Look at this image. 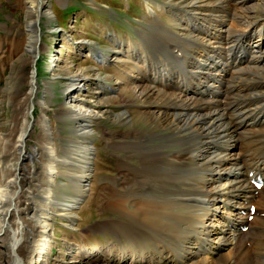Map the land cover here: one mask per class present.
Wrapping results in <instances>:
<instances>
[{"label": "bare ground", "instance_id": "6f19581e", "mask_svg": "<svg viewBox=\"0 0 264 264\" xmlns=\"http://www.w3.org/2000/svg\"><path fill=\"white\" fill-rule=\"evenodd\" d=\"M186 1L187 5H179L177 9L179 33L175 34L171 29L167 30L177 37L178 41L191 43L194 45L193 48L201 47L200 50L198 49L199 52L189 50L191 56L196 57L197 53L201 54V51H204L210 60L204 67L208 71L205 73L206 80L196 79L198 85L191 82V79H195L194 77L187 81L182 80L181 74L188 70L186 60L176 61L175 67L178 70L174 74L172 71H162L154 76V80H149L152 84L158 81L162 85L174 75L177 79L176 88L180 90L179 95L176 94V99L168 96L166 97L168 101L159 102L155 97L157 87L150 84L149 87H145L147 84L144 85L138 81L140 76H144L141 74L145 71L144 69L149 71V68H144L142 63L151 59L149 55L151 50L147 52L146 41L143 40L145 34L140 35L143 38H141L143 47L119 46L112 54L95 55L101 63L103 61L118 63L119 60L124 62L123 58L127 57L135 61L136 64L128 67V73L124 72L115 79L112 88L123 95V101L127 102L125 104L131 107L135 104L137 113L144 117L149 125L142 130L135 128L126 131L129 133L128 137L134 138L135 141L117 142L120 143L119 147H123L122 149L130 153L127 158L126 156L118 158L124 174L123 177H115L117 184V190H115L119 201L117 206L125 210L124 214L135 216L143 213L147 218H152L151 221L154 224L153 226L144 225L147 229L138 232V236H128L127 244L117 242L115 246L121 248L122 258H125L124 264H264V259H260L261 253L264 252V184L259 188L254 184V181L258 179L264 181V105L255 104L256 106L252 108V95L250 93L242 95L237 98L238 101L233 102V107L239 113L244 110L241 116L238 114V118L244 114L254 113V117L250 120L252 122L242 119L234 123L233 119L237 114L229 112L226 105L225 112L227 111L226 113L230 116L226 113L221 115L215 111L220 121L211 122V124L200 123L199 115L179 112L176 108L181 105L189 106V102H204L207 106L214 103L217 106H223L226 98H229L234 91L231 89L232 86L226 88L230 80L229 76L233 74L232 71L240 72L246 69L245 71L253 72L264 68V44L261 45L264 38L260 36L261 41H259L252 36L255 26L258 25L261 28L257 35L264 33V17L254 25H248V16L244 17L246 20L243 19V13H245L243 8L250 10L248 4L251 2L254 3V8L255 6L260 8L258 5L262 1L237 0L234 5L233 10L238 6L241 7L236 20L231 19L232 23L237 22L236 30L240 31V36L244 38L239 44L230 43L232 38L230 33L216 37L218 40L215 44L209 36L214 32L226 31L223 30L225 18L217 19L218 24L203 22L202 24L208 29L200 27L194 22L200 18L198 14L200 12H191L188 8L194 1H200ZM49 2L50 0H40L38 3L32 0L31 7L35 12V21L28 24V30H33L35 34L30 35L27 40V51L32 60L36 59V55L44 44L41 42L36 26L42 15H48ZM201 3L206 7H210L211 4L214 7L221 6L218 4L220 2L216 4L214 0H202ZM173 4H175L173 7L177 5L175 2ZM185 9L187 10L184 12ZM263 10L264 8L261 9ZM262 14L264 12H260L259 17ZM191 15L193 17H190ZM254 16L255 13L252 14V18ZM155 19L156 21H152V24L159 32L163 28L160 22L162 20L157 15ZM240 25L242 27L238 29ZM257 54H260V59ZM243 62H247L249 66L242 68L240 65ZM257 62L258 64H255ZM124 63L127 64V62ZM150 64L154 69L152 63ZM260 64H262L261 67H259ZM132 71H134L133 76L130 77L129 73ZM22 77L25 78L24 73ZM29 78L32 80L29 90L23 91L22 84L14 88L13 94L16 93L20 100L17 102L18 107L15 106L12 127L9 131L0 133V252L4 250L2 248L4 234L9 236L11 242L7 246L10 254L3 255L0 264H9L7 259L16 264H50L48 255L53 246L49 233L53 227L51 221L55 219V215L61 213L69 220L75 221V215L71 212L72 208L86 196L91 186V175L94 169L92 155L96 148L89 142V137L96 131L93 128L94 122L104 116L107 111L98 106L102 103L100 98L92 102L80 101L82 99L75 95V86L82 84L81 87H85L89 80L86 79L87 74L84 72L74 73L66 77L67 83L63 91L65 95L74 91L76 104H72L69 98L65 99L56 111L57 116H63L62 118L72 122L73 134L67 136L58 133L55 131L56 125L53 118L47 113L50 101L46 95L43 98L37 95L41 88L37 82L35 61ZM20 79L22 83V78ZM252 81H256L258 87L264 88L263 75L253 76ZM45 84L44 92H52L48 82L45 81ZM98 84L105 93L104 82H98ZM235 90L239 91L238 94L244 91L241 86L235 87ZM259 95L264 96V92L260 89ZM136 100L139 105L136 104ZM37 105L41 108L39 117L34 115ZM201 106L204 108L205 105ZM132 113L133 115L135 113L132 109L122 112L126 116ZM224 117L229 121L221 122L226 121V119L223 120ZM35 124L40 127V132L35 138L38 144L33 151H28L26 150L28 138H33ZM161 129L164 131L170 129V132L165 134ZM142 136L146 140L142 141ZM155 139L159 140L158 142H165L153 143ZM170 144H178L179 150L173 151L169 148L170 151L165 152ZM39 145L42 146L38 147ZM146 147L149 148L146 150ZM35 157L42 166L43 174L36 173V166L29 163ZM136 157L139 163L134 165L130 159L133 160ZM143 171L147 174H143ZM60 175L65 176L68 182L59 181ZM34 176L39 179L44 178L45 188L42 191L43 196L37 206L38 209L35 207L32 210L31 202L17 199V195L24 182ZM122 178L125 180H121ZM69 191L73 195L69 194ZM56 193L69 201L59 200ZM127 199L132 201L133 210L126 206ZM253 206L256 207L254 213ZM252 214L253 218L250 221L249 216ZM173 218H180L179 222L187 225L185 226L187 235L181 240H176L162 231L163 226V230L168 231L171 226L176 225V222H170ZM246 226L248 228L244 232ZM117 248L112 247L111 252H115Z\"/></svg>", "mask_w": 264, "mask_h": 264}, {"label": "rangeland", "instance_id": "374dc122", "mask_svg": "<svg viewBox=\"0 0 264 264\" xmlns=\"http://www.w3.org/2000/svg\"><path fill=\"white\" fill-rule=\"evenodd\" d=\"M36 1L40 3V0H34V2ZM196 1L200 2H190L192 4H189L188 8L191 12H200L198 13L200 18H197L194 21L198 26L207 28L202 24L203 22H206L207 24L209 22L210 24H218L217 19L225 18L223 30L226 31H224V33H211L209 39L217 44L218 39L216 37L224 34L226 36V34L230 33V37H232L230 41L231 44H239L243 41L244 38L240 36V31L238 32V30H236L237 22H231L232 18H235L236 20L239 8H241L238 6L233 10L237 0H214V3L220 2L218 4L221 5L215 7L212 4L210 7H206L205 4L201 3L202 0ZM260 1H262L258 5L260 8H257L256 6L254 8L253 2L248 4L250 10L243 8L245 10V13H243V19L246 20L244 17H249L248 25L258 24L260 19L264 17V14L259 17L260 12H264V10L261 11V9L264 8V0ZM174 2L177 5L173 7V5H175L173 4ZM179 5H187V1L50 0L49 4H47L48 15H42L40 22H37L38 26H36L41 37V42L44 44L41 51L36 55V59L32 60L27 51V40L30 35L35 34L33 30H28V24H30V22L34 23L35 21V12L31 7L32 0H0V133L1 131H9L12 127V117L16 110L15 106L18 107L17 102L20 100V97H17L16 93L13 94V91L15 90L14 88L18 84H22L21 89H23V91L29 90L28 88L32 81L29 77L33 70L34 61L37 69V82L41 88L37 95L40 98H43V96L46 95L47 99L50 101L47 113L55 122L56 132L67 136L73 134L71 126L72 122L69 119L66 120V118H62L63 116H57L56 111L65 99L68 100L69 98L72 100V104H76L74 101V97L76 96H73L74 91L67 95H65L63 91L67 83L66 77L68 78V76H72L74 73L84 72V74H87L86 79L89 80L85 87H81L83 86L82 84H79L78 87L75 86V95L77 94L78 97L82 99L80 101L92 102L94 99L100 98V102L102 103L98 104V106L107 110L106 114L98 119L99 121L97 120L94 122L95 124H93V128H95L96 131H94L89 137V142H91V145L96 148V151H94L92 155V158L94 157V169L93 174L91 175V186L86 192V196L79 202V204H76V206L72 208L71 212L75 215V221L69 220L62 213L55 215V219L51 221L53 227L49 233L51 234L50 236L53 241V246L48 255L51 260L50 264H124L123 260L125 258H122L123 254H121V248H117L115 244H117V242L126 243V238L135 235L138 236V232L146 230L147 227H144V225L153 226L154 224L151 221L152 218H147L143 213L135 216L127 215L124 214L126 213L124 209L121 210L117 206L119 205V201L118 196L116 195L117 184L115 177H123L124 174L121 162L118 158L119 156H126L127 158L130 153L128 150L126 151V149H122L123 147H119V144L121 141H135L134 138L132 139L131 137H128L129 133L126 132L127 130H134L135 128L142 130L149 126L146 123L145 118L141 115L139 116L137 113L138 111H136L135 104L133 107L129 104H125L127 102L123 101V95L114 91L112 88L115 79H118V77L124 72L128 73V67L133 65L135 61L128 59L127 54V58H123L124 62H127V64L121 60H119L118 63H107L105 61L101 63L95 55L100 53L112 54L119 46L133 47L138 45L143 47V41H141L142 37H140V35L145 34V39H142L146 41V44L145 42L144 44L148 48L147 52L151 50V53L149 52L150 57L152 58L154 56L156 58V60H154L155 62H152V65L156 67L158 71L155 70V68H149V71L144 69L145 71L141 72L144 76H140L138 81L141 84H147L145 87H149V84L156 86L158 91L155 97L159 102L168 101L166 98L168 96L172 99H176V94L179 95L180 90L176 88L177 79L174 78V75L167 79L162 85H160L158 81L156 84L150 83L149 80L152 75L155 76L157 73H160V69L164 71H173L172 74H174L175 71L173 67L176 61L186 60L188 70L181 74L182 80L187 81L194 77L195 79H191V82L195 85L196 79L206 80L207 74L205 73L208 71L207 69H204V67L210 60V57H208L207 53L204 51H201V54L197 53L198 55L196 57L191 56L189 50L199 52L201 47L193 48L194 45H191V43L186 42L188 43L186 44L183 40L182 42L178 41V38L171 35L167 30L171 29L175 34L179 33V11L177 10L179 9ZM225 6L230 8H226ZM153 10H155V12H153ZM186 10L187 9H185L184 12ZM254 13L255 16L252 18V14ZM156 15L162 20L160 22L163 24V28H161L159 32L155 29L154 24H152V21H156ZM176 17H178L177 20ZM190 17L193 16L191 15ZM241 27L242 25L238 26V29ZM255 27L256 29L252 33V36L261 41L260 36L264 38V33L257 35V32L261 27L259 25ZM137 41L139 44H136L138 43ZM263 44L264 40L261 41V45ZM257 55L260 59V54ZM245 63L243 62L240 66H242V68L244 66H249L247 62ZM255 64H258V62ZM261 66L262 64L259 65V67ZM124 67L125 69H121ZM245 70L246 69H243V71L240 72L232 71L231 73L233 74L230 73V80L227 82L226 88L227 86H232L231 89L234 91L230 90L232 91V94L229 98H226L223 106H217L214 103L207 106L204 102H189V106H177V110L179 112H188L195 116L199 115L200 123L211 124V122L217 123L220 121L217 118L215 111H218L221 115H225L224 113L227 112H225L227 105L228 110H230L229 112L232 111L231 113L237 114L233 119L234 123L240 122L242 119L249 122L251 118L254 117V113L252 115L250 114L251 116L244 114L241 118H238L244 110L239 113L235 110L236 108L233 107V102L238 101L237 98L242 95L245 96L250 93V95H252V108L256 106L255 104L264 105V102H262L264 101V96L259 95V89L264 92V88L256 85L257 80L252 81L253 76H264V68L253 72ZM133 72L134 71L129 73L130 77L133 76ZM23 73L25 74V78H23L24 76L22 77ZM20 78H22V83H20ZM45 81L48 82V85L52 88V92H44L46 87ZM98 82H104V86H106L105 93L103 92L104 90H101L99 87ZM237 86H241V89L244 91L238 94L239 91L235 90V87ZM223 89H225V87ZM206 93L207 92H205V94ZM180 95L185 97L183 94ZM139 101L143 102L141 100ZM136 104H138V101ZM201 105H205L204 108ZM127 109L135 111L134 115L133 113L130 116L122 114V112H125ZM210 113L213 114L210 116ZM40 114L41 108L37 105L34 110V115L39 117ZM226 114L227 116H230V114ZM238 114L240 115L238 116ZM225 119L226 118L224 117L223 120ZM228 121L229 120L226 119V121L221 122ZM161 131L164 130L161 129ZM39 132L40 127L35 124L32 133L34 134L33 138H28L26 150H34L33 148L38 144L35 138ZM166 132H170V129H166L162 133L166 134ZM147 139L149 138L147 137ZM144 140L146 139L142 136V141ZM158 141L159 140L155 139L153 140V143L165 142ZM139 145L143 144L139 143ZM40 146L42 145H39L38 147ZM66 146H68L67 143ZM148 148L149 147H146V150ZM169 148L176 151L179 150L180 146H178V144H170L169 147H166L165 152L170 151ZM142 150L145 151L144 148H142ZM150 153L151 152H149V154ZM36 158L37 157L29 163L30 165L34 164L36 166V173L43 174L42 166ZM130 161L134 163V165L139 163L137 157L133 160L130 159ZM141 170L142 169H140V171ZM144 172L146 171H143V174H147V172ZM58 179L65 183L68 182V179L65 176L63 177V175H60ZM121 180L125 179L122 178ZM147 182L149 183L148 180ZM44 188L45 182L43 177H40V179L36 176H34V178L31 177L28 181L24 182V185H22V192L20 191L17 195V199L28 200L31 202L32 206H30L32 210L35 207L38 209L37 206L42 200L41 196H43L42 191ZM68 193L73 195L71 191ZM55 195L59 200L62 199L63 202L69 201V199L64 200L63 197L57 193ZM131 202L130 199H127L126 206L133 210L134 208ZM252 217L253 215L249 216L250 221ZM143 221L146 223L143 224ZM179 221L180 218H173L170 222H176V225H173L174 227L171 226L168 231H164L163 226L162 231L176 240H181L187 235L185 227L187 225L185 223L182 224ZM136 224L138 225L136 226ZM245 231L246 229L244 232ZM2 242H4L2 248H4L5 251L1 250L0 260H2L3 255L10 254L7 246L10 245L11 242L7 234H4ZM125 246L126 245L124 244V247ZM112 247L117 248L113 253L111 252ZM261 258L264 259V252L261 253L260 259ZM7 261L9 264H16L12 260L7 259Z\"/></svg>", "mask_w": 264, "mask_h": 264}]
</instances>
